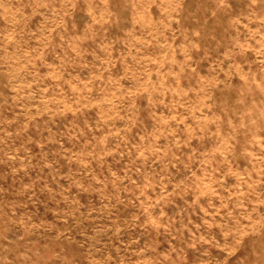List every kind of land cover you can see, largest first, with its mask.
<instances>
[{"label": "rangeland", "instance_id": "1", "mask_svg": "<svg viewBox=\"0 0 264 264\" xmlns=\"http://www.w3.org/2000/svg\"><path fill=\"white\" fill-rule=\"evenodd\" d=\"M0 264H264V0H0Z\"/></svg>", "mask_w": 264, "mask_h": 264}]
</instances>
